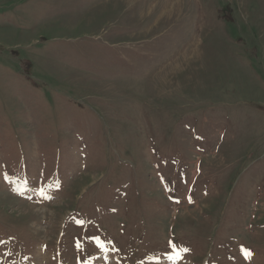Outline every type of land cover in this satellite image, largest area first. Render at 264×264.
I'll return each mask as SVG.
<instances>
[{"label":"rangeland","instance_id":"rangeland-1","mask_svg":"<svg viewBox=\"0 0 264 264\" xmlns=\"http://www.w3.org/2000/svg\"><path fill=\"white\" fill-rule=\"evenodd\" d=\"M0 264H264V0H0Z\"/></svg>","mask_w":264,"mask_h":264},{"label":"snow or ice","instance_id":"snow-or-ice-1","mask_svg":"<svg viewBox=\"0 0 264 264\" xmlns=\"http://www.w3.org/2000/svg\"><path fill=\"white\" fill-rule=\"evenodd\" d=\"M98 243H99V241H98ZM100 246L103 247L102 244ZM184 251H188V249H184ZM244 251H245L246 257H250L251 256V252H249L248 250H244Z\"/></svg>","mask_w":264,"mask_h":264},{"label":"flooded vegetation","instance_id":"flooded-vegetation-1","mask_svg":"<svg viewBox=\"0 0 264 264\" xmlns=\"http://www.w3.org/2000/svg\"><path fill=\"white\" fill-rule=\"evenodd\" d=\"M128 57H131V56H128Z\"/></svg>","mask_w":264,"mask_h":264}]
</instances>
